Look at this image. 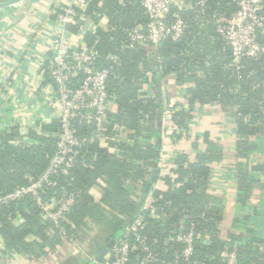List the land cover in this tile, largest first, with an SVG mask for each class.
Listing matches in <instances>:
<instances>
[{"label":"trees","instance_id":"trees-1","mask_svg":"<svg viewBox=\"0 0 264 264\" xmlns=\"http://www.w3.org/2000/svg\"><path fill=\"white\" fill-rule=\"evenodd\" d=\"M141 2L92 0L85 12L100 25L95 34H86L85 42L97 51L98 67L110 68L108 96L118 110L109 113L100 138L93 135L90 125L74 121L79 135H88L90 142L69 175L61 176L57 188L50 189L44 197L59 198L63 191L76 194L64 222L57 226L44 220L32 197L0 208L2 252L43 264L46 259L54 261L56 255L70 252L75 243L87 242L92 233L113 238L122 230L120 240H126L133 248L129 264H226L223 253L233 251L235 264H264L261 240L242 242V235L234 233L228 239L222 237L225 206L209 193L211 170L206 157L201 156L197 163L191 164L181 155L174 170L161 175V146L151 141L160 134L162 105L143 92V84L149 77L157 87L171 74L179 83L194 80L189 93L192 103L236 108L237 148L250 153L254 150L250 138L264 135V55L244 58L235 64L230 47L218 34L217 18L230 16L238 9L233 0H210L204 14L192 8L180 10L175 5L171 14L180 15L189 25L179 40L167 38L156 49L140 45L127 48L124 42L128 32L143 29L149 22ZM103 16L110 19L109 26L101 25ZM82 23L71 20L67 30L76 33L82 29ZM111 56L116 60L112 61ZM199 72L204 76L200 77ZM46 76L49 78L47 70ZM172 109L176 135L174 129L183 126L189 115L177 106ZM59 133L57 119L51 124H37L25 137L18 127L0 129V195L35 182L45 174L58 150ZM145 141L149 144L145 145ZM107 146L114 147L119 154L110 153ZM236 168L243 192L238 200L245 204L251 199L248 195L251 180L240 164ZM153 169H157L154 182L161 179L168 187L150 192L151 202L126 227V218L133 214L139 199L134 190L144 191ZM258 170L264 173V167ZM100 185L102 194L96 197L93 190ZM138 216L142 219L141 226L136 231L130 230ZM191 228L195 229L196 239L194 252L187 260L185 245L178 241V236Z\"/></svg>","mask_w":264,"mask_h":264},{"label":"crops","instance_id":"crops-1","mask_svg":"<svg viewBox=\"0 0 264 264\" xmlns=\"http://www.w3.org/2000/svg\"><path fill=\"white\" fill-rule=\"evenodd\" d=\"M9 1L11 0H0V5ZM52 1L20 0L0 7V129L11 130L18 127L23 137L30 129H35L37 124H51L56 119L54 83L46 76L47 62L54 51L53 39L64 30L65 36L71 41L87 45L86 34H95L100 28L99 23L89 20V24L92 21L96 24L94 31L91 28L89 32L82 29L76 33L68 31L67 25L63 27L59 21V12L52 6ZM185 6L187 9L191 8L190 3L186 2ZM109 24L110 19L103 16L101 25ZM198 75L204 76L201 72ZM161 81V87H157L156 82L149 77L143 84V92L149 98H157L159 105H162V116L165 106H177L189 115L183 126L174 129L176 135L172 132L162 139L159 134L160 144L156 142L157 138L151 141L152 144L161 146L159 170L162 164L166 166L161 175L171 173L176 159L181 155L186 156L191 164L197 163L201 156L206 157L211 170L209 193L225 206L224 221L221 224L222 237L228 239L230 233L241 234L242 242L261 240L264 249V173L258 170V167H264V135L250 138L254 150L242 153L237 148L239 138L234 117L236 108H225L216 103H192L189 93L195 85L194 80L179 83L176 76L171 74ZM157 92H161L160 97ZM111 105V112L116 113L117 105L114 102ZM158 126L161 133L162 117ZM144 144L149 143L145 141ZM102 147L105 148L104 145ZM106 148L112 154H119L114 147ZM237 164L242 166L248 175L247 179L251 180L248 193L251 199L245 204L238 200L243 192L240 191ZM102 186L93 190L96 197L101 196ZM167 187L159 179L153 183L151 192L166 190ZM145 188L143 192L139 190L135 193L134 190L135 197L139 198L137 205ZM151 199L150 194L147 195L141 210ZM90 236L87 242L75 243L69 249L70 252L67 250L62 255H56L54 261L46 259L43 264H90L110 239L99 232ZM4 257H0V264H34L19 254Z\"/></svg>","mask_w":264,"mask_h":264},{"label":"built area","instance_id":"built-area-1","mask_svg":"<svg viewBox=\"0 0 264 264\" xmlns=\"http://www.w3.org/2000/svg\"><path fill=\"white\" fill-rule=\"evenodd\" d=\"M191 8L204 14L210 0H190ZM92 0H53L52 6L59 12V21L66 26L71 20L78 19L84 32L94 31L96 24L89 20L85 12ZM237 11L230 15L217 18L216 29L221 38L230 47L235 64L244 58H259L264 55V0H233ZM186 0H142L149 22L146 26L131 30L127 34L125 47L136 45L157 48L162 41L171 38L179 40L189 29L188 22L180 15H172V7L177 5L180 10L186 8ZM193 3V5H192ZM53 39L54 51L47 62L48 77L54 83L56 119L60 123L58 134V150L53 156L45 174L37 181L19 187L5 195H0V208L17 203L28 197L35 199L42 211L44 220L59 226L64 222L76 200L75 193L63 191L59 198L45 200L50 189L57 188L59 178L68 176L71 169L78 163L85 145L90 142L89 136L79 135L74 121L88 124L95 137H102L103 128L108 122L111 112V101L108 96L107 82L110 68L98 67L99 55L95 48L86 44L79 45L64 34ZM110 59L115 61V56ZM162 116V132L164 136L173 132V109L165 106ZM166 166L160 167L164 172ZM147 206V205H146ZM145 206V207H146ZM142 224L138 216L130 230L136 231ZM196 232L191 228L178 236V241L185 245L184 257L188 260L194 252ZM133 248L126 240L118 241L103 262L98 264H129ZM0 245V254L2 252ZM226 264H235L236 252L223 253Z\"/></svg>","mask_w":264,"mask_h":264},{"label":"water","instance_id":"water-1","mask_svg":"<svg viewBox=\"0 0 264 264\" xmlns=\"http://www.w3.org/2000/svg\"><path fill=\"white\" fill-rule=\"evenodd\" d=\"M20 0H11L9 1L8 3L6 4H3V5H0L1 6H7V5H11V4H14L16 2H19ZM157 96L160 97L161 96V92H157ZM156 142L158 144L161 143V138L160 137H157L156 139ZM156 173L157 171L156 170H153L152 171V175H151V178H150V181L148 182V184L146 185V188H145V192H144V195L142 196V199L140 200V202L138 203V205L136 206V209L135 211L133 212V214L127 218L126 220V223H125V226L127 227L131 222L132 220L139 214L142 206H143V203L145 202V199L147 198V195L150 194L151 192V189H152V185H153V182H154V179H155V176H156ZM123 234V231L120 230L118 231L115 236L113 238H110L107 243L105 244V246L97 253V255L95 256L94 260L90 263V264H98V263H101L103 262V260L105 259V257L108 255V253L113 249V247L115 246V244L120 240L121 236Z\"/></svg>","mask_w":264,"mask_h":264},{"label":"rangeland","instance_id":"rangeland-1","mask_svg":"<svg viewBox=\"0 0 264 264\" xmlns=\"http://www.w3.org/2000/svg\"><path fill=\"white\" fill-rule=\"evenodd\" d=\"M65 248H68V246H66ZM69 254H70V253H69ZM4 256H6V255H2V256H1V254H0V257H2V258H3ZM4 258H5V257H4Z\"/></svg>","mask_w":264,"mask_h":264}]
</instances>
